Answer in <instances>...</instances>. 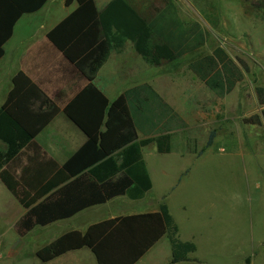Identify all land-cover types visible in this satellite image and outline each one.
<instances>
[{"label": "trees", "instance_id": "obj_1", "mask_svg": "<svg viewBox=\"0 0 264 264\" xmlns=\"http://www.w3.org/2000/svg\"><path fill=\"white\" fill-rule=\"evenodd\" d=\"M48 1L0 0V59L4 56V45L13 36L17 22L24 15L39 11ZM73 2L78 3V8L49 31L47 36L89 82L64 110L68 118L87 135L88 141L65 164L61 181L76 177L74 186L78 187L79 182L87 179L84 173L87 171L97 183L90 181L83 184L84 191L91 198L62 212L64 204L57 200L38 203L55 185L27 190L9 169L10 162L60 112L56 104L26 74H16L13 88L0 109V140L8 146L6 152L0 150V180L13 197L25 209H29L16 226L21 237L36 226L44 227L64 220L87 207L106 203L118 196L127 195L132 199L144 197L153 185L142 149L155 144L160 154L172 151V136L169 134L139 141V118L144 109L141 98L146 93L148 101V93L152 92L150 86L129 90L110 103L94 85V81L107 61L110 50L122 48L126 40L134 42L137 53L153 65L183 56L191 50L190 47H182L186 44L187 29L185 32L180 31L181 23L177 17L173 19L171 27H162L160 31L155 25L148 24L126 0H113L102 12H98L94 0H66L67 5ZM168 7L176 17L175 6L170 4ZM168 30L170 41L165 36ZM154 33L168 41L153 45ZM203 37L202 32L198 33L196 47L203 45ZM171 44L183 49L177 51ZM191 68L219 97L230 93L242 80V75L232 64L220 69L217 59L213 57L198 60ZM257 93L260 104L264 105V90L258 88ZM176 116L174 114L173 118ZM179 121L180 127L184 128L186 123L180 117ZM246 122L262 123L258 116L246 119ZM213 139L214 133L206 148L212 146ZM65 191H61L64 196L67 195ZM165 236L172 249L171 264L191 261L189 255L195 253L197 247L194 243L179 239L178 224L166 203L160 205L158 213L120 217L95 224L85 233H67L38 250L36 255L47 263L68 252L88 248L98 264H136ZM251 263V257L244 259V264Z\"/></svg>", "mask_w": 264, "mask_h": 264}, {"label": "crops", "instance_id": "obj_2", "mask_svg": "<svg viewBox=\"0 0 264 264\" xmlns=\"http://www.w3.org/2000/svg\"><path fill=\"white\" fill-rule=\"evenodd\" d=\"M94 1L98 12H102L113 0ZM126 1L148 24L155 25L156 29L160 31H162V27H171L173 19L177 18V14L175 17L173 10L168 7L172 4L171 0H167L168 2L165 0ZM222 2L224 13L220 15V25L224 28H233L231 34L235 35L236 40L239 41L244 37L242 36V27L246 24L245 20H249L253 26L264 25V0H222ZM77 8V2L67 5L66 0H49L39 11L24 15L17 22L13 36L4 45V56L0 59V109L13 88V78L19 72L26 74L60 109L59 114L22 149L19 156L10 162L8 167L27 190L34 188L39 190L49 184L55 185L38 203L46 202L47 200L56 202L57 200L64 204L62 212L73 209L77 204L91 198L84 191L85 185L83 184H87L90 181L97 183V180L87 171L84 172L87 179L79 182L78 187L74 186L76 177L61 181L65 164L88 141L87 135L68 118L64 110L87 87L89 82L82 72L49 40L47 34ZM175 10L177 12L176 6ZM165 12L167 13L162 17ZM25 19V24L22 25ZM186 25V44L182 47L187 46L191 50L183 56L173 61L162 60L159 65H153L146 62L137 53L134 42L126 40L122 48H112L110 50L107 61L99 70L94 81V85L106 96L110 103H113L129 90L146 85L152 89V92L148 93V101L146 100V93H143L141 98L144 109L141 114L142 117L139 118L141 127L139 141L165 134L172 136V151L168 154H160L155 144H150L142 149L146 169L153 185L152 190L140 199H132L124 195L112 198L103 204L87 207L64 220L56 221L44 227L36 226L33 230L27 232L24 237L18 235L16 226L28 213L29 209H25L13 197L14 201L10 203V210L6 213L0 211V221L3 219L6 222L4 226L10 224V228L15 232V236L10 240L6 239L8 230L4 229L0 233V253L3 254V251H6V255L3 254L1 256L0 254V260L6 258V261H2L3 263L0 261V264H15L16 260L20 261L25 258L29 259L27 264H98L94 254L88 248L68 252L47 263L42 262L36 253L67 233L75 231L85 233L91 226L104 221L159 212V207L162 203H165L164 199L166 196H155V164L151 159L160 156L165 159L172 156L182 158L174 148V138L180 130L191 127L189 112L186 115L184 113L185 117H183L174 106V100L178 95V82L181 81L180 75L183 74L184 78L188 75V82L190 83L186 92H184L186 95V106L190 107L193 113L201 112L203 116L217 114L218 120L221 121L227 118V103L225 101L227 96L238 88L244 79L245 71L247 72L249 69L248 64L242 57L232 56L222 45H216L212 48L209 45V41H212V36L206 34L204 26L200 25L199 22L192 19ZM200 32L204 34L203 45L196 47V38H198V33ZM257 33L258 31L251 33V38L252 42L256 44V52H259L260 43L258 44V42H262V39L256 35ZM165 36L170 41V30L167 31ZM166 39L154 33L152 44L162 45L165 41H168ZM171 46L177 51L183 49L179 45L171 44ZM238 51L240 50L238 49ZM257 55L264 56V50H261ZM184 57H186V66H180ZM206 57L217 59L220 69H223L227 64H232L234 69L242 75V80L235 85L230 93L225 94L223 97H219L211 90L191 68V65L196 61ZM257 67H259V64H257ZM258 88L264 90L263 87L256 86L257 97ZM138 101L140 102L141 100L139 99ZM261 107L263 108L262 114H264V105H261ZM174 114L178 116L173 118ZM256 116L260 117L255 115L245 118L244 123L258 126V124L246 122V119H252ZM156 117H158L157 120ZM179 117L186 123L184 128L180 127ZM260 119L263 123L264 120L261 117ZM213 120L215 121V118H212ZM206 146L201 150L197 158L201 157L207 149L212 147L206 148ZM0 150L3 152L8 150L7 144L2 140H0ZM191 167L182 172L179 182L190 174ZM66 174L69 173L66 172ZM63 190H67L65 191L67 195H63L61 192ZM1 194L7 195L11 193L0 180ZM179 239L183 242L194 243L181 238L180 227ZM161 249L169 250L164 264H171L172 249L166 236L161 238L136 264H145ZM192 254L189 255L191 260L189 263L195 262V259H191ZM183 263L188 262L178 264Z\"/></svg>", "mask_w": 264, "mask_h": 264}, {"label": "rangeland", "instance_id": "obj_3", "mask_svg": "<svg viewBox=\"0 0 264 264\" xmlns=\"http://www.w3.org/2000/svg\"><path fill=\"white\" fill-rule=\"evenodd\" d=\"M171 1L177 8L181 32L194 19L212 36V48L222 45L232 56L242 57L249 69L238 88L227 96V118L221 121L217 114L203 116L186 106L184 92L190 83L188 75H180L174 106L183 117L189 112L191 127L180 130L174 138V148L182 158L151 159L155 164V196H166L164 202L180 227L181 238L197 245L191 256L195 262L183 264H244L246 257H251L253 264H264V121L258 126L244 123L245 118L255 115L264 120L255 92L256 86L264 88V56L257 55L264 50V25L253 26L245 20L244 37L238 41L231 34L233 28L220 25L222 0ZM256 31L262 39L259 52L251 38ZM185 61L186 57L180 66H186ZM212 132V147L197 158ZM190 167V174L179 182L182 172ZM11 201V194H1L0 211L10 210ZM5 224L2 219L0 233L8 230L6 239L10 240L15 232ZM168 253V249H161L145 264H164ZM27 260H16L15 264H27Z\"/></svg>", "mask_w": 264, "mask_h": 264}]
</instances>
